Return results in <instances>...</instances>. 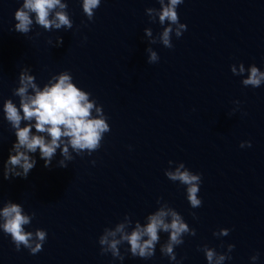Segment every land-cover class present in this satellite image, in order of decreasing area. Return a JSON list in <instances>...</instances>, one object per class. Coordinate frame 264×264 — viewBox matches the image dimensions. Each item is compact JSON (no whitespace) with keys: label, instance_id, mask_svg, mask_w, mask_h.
Masks as SVG:
<instances>
[{"label":"water","instance_id":"obj_1","mask_svg":"<svg viewBox=\"0 0 264 264\" xmlns=\"http://www.w3.org/2000/svg\"><path fill=\"white\" fill-rule=\"evenodd\" d=\"M23 3L0 0V210L21 205L30 218L24 231L47 236L32 254L0 227V264H209L205 249L215 252L211 264H264V81L243 84L253 66L264 73V0H182L179 36L178 25L159 19L170 0H100L91 19L83 0H61L67 7L49 19L64 11L72 28L47 30L32 13L27 34L15 30ZM24 70L41 90L70 75L94 105L90 118L103 119L108 131L96 149L69 145L71 160L61 145L51 168L39 151L30 154L37 164L26 179H4L16 137L3 107L9 99L19 107L14 92ZM177 169L200 177L201 206L193 208L187 186L168 177ZM161 208L189 227L174 260L161 252L169 240L163 231L147 260L122 240L123 259L100 245L119 224L130 234Z\"/></svg>","mask_w":264,"mask_h":264},{"label":"clouds","instance_id":"obj_2","mask_svg":"<svg viewBox=\"0 0 264 264\" xmlns=\"http://www.w3.org/2000/svg\"><path fill=\"white\" fill-rule=\"evenodd\" d=\"M181 3L182 0H170V4L163 7L159 16L161 23L167 20L178 25V36L180 35L179 29L186 28L185 24L179 23L176 11L177 5ZM99 4L100 0H83V11L89 19L92 18L93 9L97 8ZM57 7L65 9L67 6L62 4L61 0H24L23 6L15 12V20L17 21L15 30L27 34L33 24L32 13H35L36 23L47 30H51L53 27L60 29L65 26L71 29L72 22L64 11H55L54 18L49 19L50 13ZM170 32L171 28L166 29L163 33V42L169 47L171 46L169 44ZM148 34L151 35L150 32ZM60 42L62 43V40ZM155 59L156 54L152 53L151 60L154 61ZM233 71L235 72L234 68ZM240 71L241 73L244 71L243 65H241ZM53 79L57 82L50 83V86L46 85L41 90L34 82V77L29 75L27 70H24L19 77L20 87L14 92V95L20 98L19 107L10 99L4 103L5 119L14 129L16 137L9 158L5 162L4 179H11L13 175L26 179L37 164V161L30 154L39 151L40 159L45 161L44 167L51 168L52 160L61 145H64L61 155L65 160H71L69 145L77 152L85 149H96L101 139V133L108 131V125L103 119L90 118L94 105L88 101V95L71 82L70 75L64 73ZM262 81H264V73L253 66L248 78L243 80V84L256 88L261 85ZM30 89L34 94H30ZM22 121H27V125L21 127ZM33 121L34 123H32ZM33 128L37 134H33ZM244 146L241 144V147ZM247 147H251V141L247 142ZM12 152L15 154H11ZM59 166L66 168L67 164L61 160ZM16 169H22V171H16ZM167 175L171 180H178L187 186V199L193 208L201 206V200L197 198V193L200 190L198 187L200 177L198 175H193L188 171L181 172L180 169H177L175 173L169 172ZM0 217L4 219V223L0 227L11 236L17 250L21 245L28 248L32 254L43 250L47 233L37 230L35 240L39 242H36L35 247H33L35 242L33 234L25 232L23 228L29 223L30 218L23 214L21 205L9 202L0 210ZM147 219L146 226L137 223L130 234L124 231V224H119L115 231L107 232L100 238V245L106 246L105 250L110 251L113 257H120L118 245L122 240L130 246L133 257L147 260L154 255V246L159 242L158 234L163 231L169 233V240L166 245L161 247V252L166 256H171L174 260L173 247L183 244L184 241L180 237L189 231L188 225L176 211L171 209L161 208L149 215ZM117 233L123 234L120 240H109L110 236L115 237ZM232 247L230 245L229 250ZM205 252L207 260L211 264L215 252L209 249H205ZM101 254L103 255V252ZM120 258L123 259V257ZM224 258V256H220L219 261H223ZM256 258L253 257V259Z\"/></svg>","mask_w":264,"mask_h":264}]
</instances>
